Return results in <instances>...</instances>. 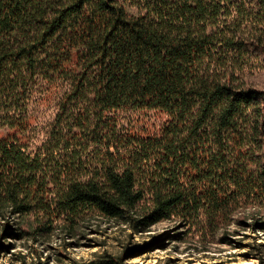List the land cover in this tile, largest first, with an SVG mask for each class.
<instances>
[{"label": "trees", "instance_id": "1", "mask_svg": "<svg viewBox=\"0 0 264 264\" xmlns=\"http://www.w3.org/2000/svg\"><path fill=\"white\" fill-rule=\"evenodd\" d=\"M254 55L264 0H0L1 237L74 239L99 219L201 243L264 232Z\"/></svg>", "mask_w": 264, "mask_h": 264}, {"label": "rangeland", "instance_id": "2", "mask_svg": "<svg viewBox=\"0 0 264 264\" xmlns=\"http://www.w3.org/2000/svg\"><path fill=\"white\" fill-rule=\"evenodd\" d=\"M249 71L253 85L264 87L262 56L254 55ZM40 111L47 119L54 113L49 108ZM135 119L137 128L152 133L158 131L165 117L143 111ZM92 224L74 239L55 232L38 242L1 237L0 227V264H106L119 258L121 264H264V232L245 226H231L230 232H235L230 237L233 242L222 244L219 237L203 243L186 237L185 229L175 222H160L140 233L103 219ZM260 244L263 246L257 247Z\"/></svg>", "mask_w": 264, "mask_h": 264}]
</instances>
